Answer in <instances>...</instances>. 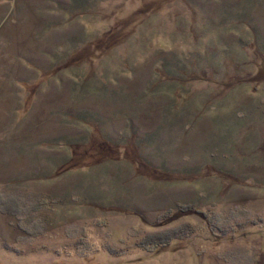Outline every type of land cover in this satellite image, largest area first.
<instances>
[{
  "label": "rangeland",
  "instance_id": "rangeland-1",
  "mask_svg": "<svg viewBox=\"0 0 264 264\" xmlns=\"http://www.w3.org/2000/svg\"><path fill=\"white\" fill-rule=\"evenodd\" d=\"M0 264H264V0H0Z\"/></svg>",
  "mask_w": 264,
  "mask_h": 264
},
{
  "label": "trees",
  "instance_id": "trees-1",
  "mask_svg": "<svg viewBox=\"0 0 264 264\" xmlns=\"http://www.w3.org/2000/svg\"><path fill=\"white\" fill-rule=\"evenodd\" d=\"M5 205L3 208V211L5 212H9L11 214H15L14 212H12V210L14 211V207L18 204L17 201L15 199L12 198V200L7 199L4 202ZM44 207V203L41 204ZM13 206V209L11 210L10 208ZM22 207V205H21ZM192 205H189V208H192ZM18 209H22V208H18ZM185 209V208H184ZM184 211V210H183ZM186 212V211H185ZM175 232V233H174ZM171 233H167V234H154L152 236H149L148 238H146L143 242L140 243V247H142L143 249H149V248H153V249H158L161 248L163 246H167L168 243H170L173 239H179L182 238V235H180V233L178 231H174Z\"/></svg>",
  "mask_w": 264,
  "mask_h": 264
}]
</instances>
